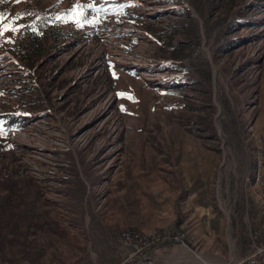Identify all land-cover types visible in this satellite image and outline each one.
I'll return each instance as SVG.
<instances>
[{
	"label": "rangeland",
	"instance_id": "obj_1",
	"mask_svg": "<svg viewBox=\"0 0 264 264\" xmlns=\"http://www.w3.org/2000/svg\"><path fill=\"white\" fill-rule=\"evenodd\" d=\"M0 13V264H264V0Z\"/></svg>",
	"mask_w": 264,
	"mask_h": 264
},
{
	"label": "snow or ice",
	"instance_id": "obj_2",
	"mask_svg": "<svg viewBox=\"0 0 264 264\" xmlns=\"http://www.w3.org/2000/svg\"><path fill=\"white\" fill-rule=\"evenodd\" d=\"M79 7H85V5H79ZM76 9H77V5H74L71 9L68 10V12L66 13V15H73L76 13ZM5 19L4 15L2 13H0V36H3L4 35V32L6 30V26L3 25V20ZM80 20L82 21L81 23V26L83 23H92L91 20H84L83 19V16L80 17ZM15 22V21H14ZM63 22V20H62ZM73 22L76 23L77 20L75 19V16H74V19H73ZM21 26L20 25H16L13 29H11V31H16L20 28ZM118 95H123V94H118ZM2 129H0V134H2Z\"/></svg>",
	"mask_w": 264,
	"mask_h": 264
},
{
	"label": "crops",
	"instance_id": "obj_3",
	"mask_svg": "<svg viewBox=\"0 0 264 264\" xmlns=\"http://www.w3.org/2000/svg\"><path fill=\"white\" fill-rule=\"evenodd\" d=\"M264 208V197H262L261 196V194L259 193L258 194V199H257V203L255 204V206H254V209L256 210V212H257V215H258V220H259V216H260V213H261V211H260V208ZM262 221H263V225H264V210H263V218H262V220L261 221H259L260 223H262ZM227 225H229L228 224V222H227ZM261 225V224H260ZM229 232L227 231V233H226V236H225V241L227 242V244L229 245V237L228 236H231V233H230V235L228 234ZM232 242H233V244L235 245L236 244V238H233V240H232ZM233 251L232 252H234V258L237 260V258H238V256L240 255V252L236 249V247H234L233 246ZM239 254V255H238Z\"/></svg>",
	"mask_w": 264,
	"mask_h": 264
},
{
	"label": "built area",
	"instance_id": "obj_4",
	"mask_svg": "<svg viewBox=\"0 0 264 264\" xmlns=\"http://www.w3.org/2000/svg\"><path fill=\"white\" fill-rule=\"evenodd\" d=\"M262 247V246H261ZM262 249V248H261ZM260 249V250H261ZM261 254H263L262 252H261ZM251 257H250V262H253V263H256V262H258L259 261V258H257V255L255 254V253H253V254H251L250 255ZM73 264H82L81 262H75V263H73Z\"/></svg>",
	"mask_w": 264,
	"mask_h": 264
},
{
	"label": "bare ground",
	"instance_id": "obj_5",
	"mask_svg": "<svg viewBox=\"0 0 264 264\" xmlns=\"http://www.w3.org/2000/svg\"><path fill=\"white\" fill-rule=\"evenodd\" d=\"M138 264H145V260L140 261Z\"/></svg>",
	"mask_w": 264,
	"mask_h": 264
},
{
	"label": "water",
	"instance_id": "obj_6",
	"mask_svg": "<svg viewBox=\"0 0 264 264\" xmlns=\"http://www.w3.org/2000/svg\"><path fill=\"white\" fill-rule=\"evenodd\" d=\"M135 264H138V263H135Z\"/></svg>",
	"mask_w": 264,
	"mask_h": 264
}]
</instances>
